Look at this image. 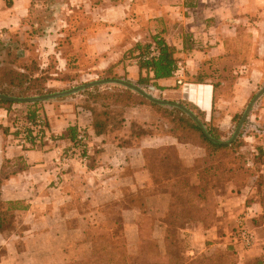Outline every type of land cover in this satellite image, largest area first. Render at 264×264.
<instances>
[{
	"label": "crops",
	"instance_id": "crops-1",
	"mask_svg": "<svg viewBox=\"0 0 264 264\" xmlns=\"http://www.w3.org/2000/svg\"><path fill=\"white\" fill-rule=\"evenodd\" d=\"M44 1L46 15L36 18ZM12 31L19 57L32 52L48 67L46 85L54 92L108 74L190 106L206 129L212 123L227 130L236 111L226 94L246 99L264 77V0H0V38ZM156 38L175 49L169 77L154 79L139 68L145 45L149 50ZM38 103L52 140L32 149L16 144L12 125L33 105L0 103V204L9 211L0 264H72L91 257L97 240L118 237L129 256H138L148 235L164 254L170 193L152 179V153L174 147L190 168L203 148L178 141L150 105L125 107L121 127L108 124L98 134L92 110L101 105L86 93ZM79 131L87 142L82 156L70 153ZM254 190V183L217 187L214 223L195 221L181 230L186 256L231 247L236 264L264 258V207ZM147 216L155 223L151 234ZM241 220L254 235L248 247L233 237Z\"/></svg>",
	"mask_w": 264,
	"mask_h": 264
},
{
	"label": "trees",
	"instance_id": "trees-1",
	"mask_svg": "<svg viewBox=\"0 0 264 264\" xmlns=\"http://www.w3.org/2000/svg\"><path fill=\"white\" fill-rule=\"evenodd\" d=\"M155 43L159 49V55L147 59L141 57L139 59V68L151 70L154 79L169 77L177 67L178 59L174 57L175 49L158 38L155 39ZM147 52L148 46L145 45L143 55ZM25 72V69L22 68L13 72V76L6 80L9 85L8 88L1 87L2 80L0 79V93L24 97L42 93L45 90L49 91L44 88L43 90L37 89L30 92V86L24 84L27 81L35 82L37 77H28ZM5 76H7V73ZM17 86L20 87L17 92L11 90V87ZM83 93H86L90 99L101 105L99 109L92 110V126L98 134L104 133L108 124L116 127L120 126L125 107L150 105L160 119L167 120L170 125V131L178 141L199 145L204 150V155L197 158L190 168L183 166L174 147L169 146L157 149L152 153L150 164L152 179L154 182H161L162 180L160 190L170 193L169 206L162 219L165 225L163 237L164 254L150 257L147 253L148 251L144 249V243L141 241L138 255L140 259L138 262L132 263L236 264V255L231 247L226 250H216L210 254H200L193 258L186 256V246L181 237V230L195 221L202 223L206 227L212 224L215 217V202L212 198V190L220 180H228L227 174H230L232 170L226 165L225 160L217 161V164L209 163V161L211 158L221 156L219 153H224L228 148L237 145L239 140L236 139L229 144L212 142L195 122L179 108L159 105L128 88H111L110 91V89L101 90L98 86H95L91 90L83 91ZM0 103L12 102L0 99ZM30 104L37 105L38 102ZM112 105L119 107V114L121 116L117 120L114 116H110L114 114V111L110 110ZM187 107L191 109L190 106ZM206 126L212 137L221 139V136L216 134L217 130L209 125ZM68 134L69 137L73 138V129H70ZM259 150L260 153L263 152L262 148H259ZM200 159H202L204 164L205 162L207 163L201 169L196 166L197 161ZM245 171L244 169L241 172ZM163 184L165 185L164 187H162ZM254 185V197H258L264 207V178L261 182H254ZM8 212L7 209L3 210L0 208V230L7 224ZM150 218L151 216H147V220L145 221L149 234H151L149 231L155 226L153 219ZM147 237L154 239L149 235ZM125 246L124 241L120 242L110 238L97 240L94 244L91 257L73 262L72 264H129L128 260L131 257L127 254ZM253 264H264V258H257Z\"/></svg>",
	"mask_w": 264,
	"mask_h": 264
},
{
	"label": "rangeland",
	"instance_id": "rangeland-1",
	"mask_svg": "<svg viewBox=\"0 0 264 264\" xmlns=\"http://www.w3.org/2000/svg\"><path fill=\"white\" fill-rule=\"evenodd\" d=\"M43 3L44 4L41 7H37V9L40 11L35 13L36 18H41L40 14H42L43 17L46 15L47 4H46V1H44ZM44 20H45V18H44ZM29 30L30 29H26L27 32ZM15 34L16 33L12 31L10 33H7L5 37H2V39L0 38V79L2 80L1 87L4 86L3 88H8L9 85L6 82V80H8L11 76H13V72L22 68V69H25V71H26L25 74L28 77L29 76H31V77L36 76L37 77L35 82L27 81V83L24 84V85L30 86V88H31L30 92H33V90H37V89L43 90L44 88L49 90V91L45 90L42 93H38V94H34V95H28V96H24V97L43 95L46 93H53L54 90L50 89V87H47V85H46L48 83V80H47L48 74L45 72L48 71V67H46V66L40 67L41 66L40 59L38 58V56L36 54H34L32 52L30 54H28L25 59H21V57H19L20 56L19 51L23 52V50H22V48H20V46H16V44L14 42L15 41ZM47 66H49V68H52V67H54V63H49V64H47ZM6 73H7V76H5ZM108 78H112V76H109L108 74H103V75L98 76L97 78L93 77V79H90L88 81L77 80V82L71 83V84H69L63 88H60L59 90H56V91L69 89V88L84 84L86 82H91L94 80H101V79H108ZM230 80H231V77H229V75H228L227 81H230ZM104 85L105 86H103L102 88L108 89V90L110 89V91H111V88H123L124 87V86H120V85L113 84V83H108V84H104ZM241 86L242 85L240 84L239 87H241ZM262 86H264V77L261 79L259 84H257L256 88L248 95V97L246 99L242 98V94L231 93V92H228L226 94L228 97L231 98V101H233L232 102L234 105L233 107H235L234 110L236 111L234 113V115H232L230 125H229V127H227L228 129L222 131L219 127H216V126L212 125V123H209L210 127L217 130L216 134L221 136L220 140H228L232 136V134H233V132L237 126V123L241 117V114L243 113L247 103L249 102L250 98ZM19 88H20L19 86L11 87V90L17 92L19 90ZM124 88H126V87H124ZM104 89H101V90H104ZM85 90H87V89H85ZM145 90L147 92H150V90H148V88H146V87H145ZM80 92H83V91H80ZM15 97H18V96H15ZM155 97H157V96H155ZM38 104L33 105L32 109H34V108L38 109L39 112L44 117H46L44 114V111L42 110V107L40 110V106H38ZM263 108H264V94L256 101V103L252 107L250 113L248 114L249 117L252 116V119H250L251 120L250 124H251V122L255 121V122H258L264 126V109ZM32 109H30V110H32ZM110 110L114 111V114H112L110 116H114L116 120L118 118H120L121 115L119 114V107L118 106L112 105L110 107ZM261 111H262V116L259 117L258 115L261 114ZM248 136H254L255 138H257L258 143L247 141L246 137H248ZM236 139L239 140L237 145H234L233 147L228 148L224 153H219L221 156H218V157L216 156L214 158H211L209 161V163L217 164V161L220 162L222 160H225L226 165L232 170V172L230 174H227V176L229 177L228 180L227 179L220 180L219 183L212 190V198L215 202V214H216L215 191H216L217 187H219L220 185H223L224 183L230 182V183H233L237 188H243L246 184L252 185V183H254L256 181L261 182L262 179L264 178V136L255 134L251 130L250 126L249 125L247 126V124H246L245 126L243 125V127L240 131V134ZM236 139H234V140H236ZM233 141H231V142H233ZM257 148H258V150H257ZM259 148H262V150H263L262 153H260ZM206 165H207V163L205 162V164H204L202 159L198 160L196 163V166L200 169L202 167H205ZM244 169L246 171L241 172ZM4 207L5 206L0 204V208H3V210H6V209H4ZM111 211L114 214H117L116 213L117 209H114L113 206L111 207ZM213 223H214V220L212 221V224ZM236 229H237V227H236ZM236 229H235V231H236ZM117 234L119 235L118 231H117ZM116 240L121 242L124 240V238L122 239L121 237H118ZM142 243H144V246H145L144 249L146 251H148L147 253L149 254L150 257H156V256H158V255L160 256V254H162L161 252L163 249H161V251L159 250L157 239L153 240L150 237L144 236L142 238ZM218 250H220V249H218ZM131 252H134V251H131ZM202 254H210V253L204 252ZM130 257H131V259L128 260L129 264H133L132 262H138V260L140 259L139 256H130Z\"/></svg>",
	"mask_w": 264,
	"mask_h": 264
},
{
	"label": "built area",
	"instance_id": "built-area-1",
	"mask_svg": "<svg viewBox=\"0 0 264 264\" xmlns=\"http://www.w3.org/2000/svg\"><path fill=\"white\" fill-rule=\"evenodd\" d=\"M158 55L159 49L156 44H153L142 58L147 59ZM249 126L255 134L264 136V126L262 124L254 121ZM12 135L16 144L26 149L39 148L52 140L46 119L36 108L15 117L12 125ZM86 145V134L79 131L70 147V153L82 156ZM233 237L244 247L250 246L254 241L252 231L246 227L243 220L238 223Z\"/></svg>",
	"mask_w": 264,
	"mask_h": 264
},
{
	"label": "water",
	"instance_id": "water-1",
	"mask_svg": "<svg viewBox=\"0 0 264 264\" xmlns=\"http://www.w3.org/2000/svg\"><path fill=\"white\" fill-rule=\"evenodd\" d=\"M108 83L117 84L120 86H124L128 89H131L132 91L144 96L145 98H147L148 100H150L154 103L179 108L180 110H182L185 114H187L196 123V125L202 130V132L205 134V136L207 138H209L212 142L222 143V144H229L231 141H233L234 139H236L239 136L240 131H241L245 121L247 120L248 114L250 113L252 107L254 106L256 101L264 94V86H262L250 98V100L247 103L243 113L241 114V117L237 123V126H236L232 136L228 140H220V139H216V138L212 137L210 135V133L207 131V129L204 126V124L202 123V121L197 117V115L193 111H191L188 107H186L185 105L177 103V102L159 99V98L155 97L154 95H152L150 92H147L145 89L137 86L136 84H133L127 80L120 79V78H108V79L94 80V81L86 82L84 84H81V85H78V86H75V87H72L69 89H65V90H61V91H55L53 93H46L43 95L29 96V97H15V96H9V95L0 93V99L15 102V103L43 102V101H47V100H52V99L64 97V96L73 95V94H76V93L83 91L85 89L91 88L93 86L100 85V84H108ZM149 89H152V86H150Z\"/></svg>",
	"mask_w": 264,
	"mask_h": 264
}]
</instances>
